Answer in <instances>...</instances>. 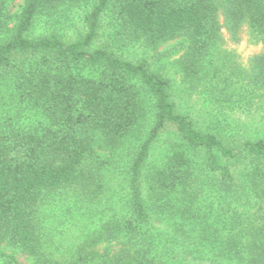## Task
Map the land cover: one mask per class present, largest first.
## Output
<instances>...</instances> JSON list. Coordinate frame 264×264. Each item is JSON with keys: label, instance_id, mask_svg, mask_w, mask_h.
Segmentation results:
<instances>
[{"label": "trees", "instance_id": "1", "mask_svg": "<svg viewBox=\"0 0 264 264\" xmlns=\"http://www.w3.org/2000/svg\"><path fill=\"white\" fill-rule=\"evenodd\" d=\"M8 1L0 0V264H21L2 244L32 264H170L152 231L162 217L193 237L198 263L264 264V137L202 123L170 77L100 40L106 25L125 45L183 37L188 92L255 112L264 108V53L242 65L222 29L264 46V0H23L14 15ZM74 8L80 23L68 36ZM39 19L46 29L34 33ZM114 175L122 214L72 257L50 256L41 206L62 194L91 205ZM115 239L112 254L85 249Z\"/></svg>", "mask_w": 264, "mask_h": 264}, {"label": "rangeland", "instance_id": "2", "mask_svg": "<svg viewBox=\"0 0 264 264\" xmlns=\"http://www.w3.org/2000/svg\"><path fill=\"white\" fill-rule=\"evenodd\" d=\"M22 2L23 0H9L7 7L9 13L11 15L17 13ZM80 14L81 9L79 8H74L69 13L71 17L63 25L65 28L67 27L66 34L68 36L75 33L80 23ZM46 25L44 19H39L35 25L34 33L43 32ZM222 32L224 48L231 51L242 65L246 66L253 55L264 53V46L261 43L249 40L246 32L241 31L238 40H232L225 29H222ZM100 40L108 42L117 53L123 56L131 59H147L152 68L170 77L177 100L183 103L185 109L199 116L202 123L209 125V118L215 119V122H220L219 127L225 129L228 133L245 137H264V108L253 112L245 109L216 107L200 96L188 92L178 63L183 53L182 49L178 50V45L179 43L186 45L183 37L167 41L154 48L146 47L139 41L125 45L112 36L111 30L106 25ZM166 146L167 143L163 137L158 142L154 155L162 153ZM112 178L111 188L105 190L106 192H104L102 198L91 205L76 202V198L70 194H62L50 198L41 206L39 221L42 227V247L50 256L53 258L72 257L76 248L101 228L104 220L113 213L114 215L122 214V208L118 203L119 199H117L120 197V193L116 191L119 179L117 175L112 176ZM153 222L152 231L160 241L161 248L167 251L166 255L170 264H209L203 261L202 263L196 262L195 259L200 253L192 250L196 246L193 243V237L188 233H183L182 230L176 229L175 221L162 217L155 219ZM120 245L118 239L102 241L95 245L88 242L85 249L94 248L99 253L105 250L112 254L117 251ZM1 250L14 255L21 264H32V258L17 248L2 244Z\"/></svg>", "mask_w": 264, "mask_h": 264}]
</instances>
